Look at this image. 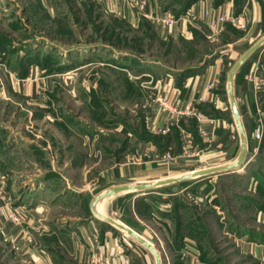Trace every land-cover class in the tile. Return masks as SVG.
Listing matches in <instances>:
<instances>
[{"label":"rangeland","instance_id":"obj_1","mask_svg":"<svg viewBox=\"0 0 264 264\" xmlns=\"http://www.w3.org/2000/svg\"><path fill=\"white\" fill-rule=\"evenodd\" d=\"M171 2L159 0L158 14L167 9L169 17L176 16ZM51 9L36 3L30 15L19 6L0 15V188L21 215L19 224L5 213L0 221L19 227L28 215L59 223L91 217L98 243L108 231L120 245L140 248L150 264H157L151 251L103 220L118 219L153 243L162 264L177 260L175 244L183 237L193 243L201 264H264L251 253L264 243L261 65L260 72L246 76L250 94L241 97L233 85L246 141L242 168L164 185L147 196L119 192L107 197L106 210L100 202L95 216L91 211L92 201L115 186L171 179L238 160L241 135L227 78L255 43L240 41L237 22L226 20L213 30L204 15L207 25H197L207 40L196 33L194 40L173 42L162 39L171 38L170 29L130 28L107 13L105 3L53 0ZM108 28L117 30L118 42L108 39ZM225 30L223 45L219 39ZM113 55L120 64L112 62ZM216 58L219 78L207 84L208 97L184 102L176 88L182 84L176 82L177 70L210 65ZM128 63L130 68L123 69ZM38 185L50 189L48 195L29 192ZM22 192L30 200L24 206L15 198ZM6 200L0 199V207ZM99 209L110 219H99ZM27 262L20 257L0 264Z\"/></svg>","mask_w":264,"mask_h":264},{"label":"crops","instance_id":"obj_2","mask_svg":"<svg viewBox=\"0 0 264 264\" xmlns=\"http://www.w3.org/2000/svg\"><path fill=\"white\" fill-rule=\"evenodd\" d=\"M12 1L14 2L12 3ZM52 1L53 0H0V15H5V12H9L14 6H19L21 11L30 15L31 12L33 13V7L36 3L41 5L43 10L46 9L51 11ZM93 1L105 3V11L111 14L113 18L128 25L130 28H140L142 30L144 28H150L152 32L154 28H160V26L170 29V33L172 32V35H170L171 38L164 36V38H162L163 40L169 39L173 42L178 38L181 40H194L193 36H196V33L199 35L204 34V38L206 37L208 39L200 26L197 25L198 22L202 21L207 25V21L203 19V15L204 11L208 8L213 10L214 14L226 15L227 18H233L236 20L238 23L236 27L240 29L238 31H241L240 41L244 40L245 43L251 45L258 43L260 39L264 38V3L261 0H224L222 3H217L214 0H193L192 2L191 0H171L172 2L169 6L174 7V11L178 10L177 12L181 13V15L177 16L176 12V16H174V24L169 25V27L162 23L161 20L158 21L159 16L162 17L161 19H164L171 15L167 9L163 11L161 15L158 14L161 12L160 7L158 9L157 6L159 0H131V4L129 1L125 4L126 0H122L120 5L115 0ZM143 1H146L147 4L141 6L140 2L143 3ZM10 2L12 3L11 6L9 4ZM187 3L188 7L185 10V5ZM90 10H92L91 12L93 15L94 10ZM189 11L193 12L196 15V18L191 19ZM226 27H228V25ZM108 30L110 32L112 31L108 39L111 42H118V34H116L117 30L114 28H108ZM150 36L154 38L156 34L151 33ZM213 41L218 42L216 40H211V42ZM219 41H221L223 45L228 41L226 30L220 35ZM260 49L262 52H258ZM256 53L258 54L255 55ZM253 55H255V57L252 59L251 63H249V70L245 69L244 76H241L240 73L243 70L242 67H244L245 63L249 61ZM253 55L242 65L234 79L236 93L241 97L245 96L246 93H249L253 87L251 83L246 80L247 74L250 71L253 74L258 70L260 72L261 70L258 69L260 68V65L262 69L264 67V45L259 47ZM113 57L112 62L120 64L118 58L115 55H113ZM220 63L221 61L216 58L210 63V65L205 66V64L202 65V63H199L198 65H193V67L177 70L176 82L178 83L180 81L182 84H180V87L176 86V88L182 92L180 96L181 99L186 102L187 100H193L195 96H203V98H207L210 94L207 84L210 81H213L214 83L219 78ZM124 68L127 70L130 68V64L128 63L123 69ZM173 81L175 80H169V84L173 83ZM178 89L175 90V93H177L176 91H178ZM175 93L172 92V95L173 99L176 101L177 97L175 98ZM174 178L178 177H173L171 179ZM123 186L132 187L134 185ZM7 189L10 192L9 188H6V190ZM35 190L37 191L35 193L37 198L38 196L41 198V196L44 197V195H48L50 189L38 185L34 186L29 192L32 193ZM147 195L148 194L142 196ZM24 196V192H22V195L20 196L15 195V198L18 197L17 200H19V204L22 206L30 202V200ZM62 196L64 197H59L61 199V204H63L65 200L64 198H66L65 194ZM110 199L111 198H105L100 201L104 208L105 205L103 203L105 200ZM39 205L40 204H37V206ZM40 206L38 207L39 209H41ZM91 211L95 216L92 205ZM2 217L4 218V216ZM31 218H33V215H28L27 220L24 221L26 222L25 225L19 227L14 226L4 219L0 221V261L3 259L8 261L12 258L21 257L23 261H28L27 264H150L149 256H146L144 251L136 246L131 247L128 245H120L119 240L112 236L108 231L102 233L101 242L98 243L99 238L95 233V230L92 231L91 222L93 220L90 219L91 217L86 219L84 223L81 221H75L73 218L71 220H63V223L57 221L44 222L42 219L34 221ZM119 231L121 232V230ZM123 234L126 235L125 233ZM177 246H179L175 249L177 252V260H169L168 264H201L198 260V251L195 250L196 248L193 243L187 242L186 237H183L182 242ZM258 247L259 246L257 245L253 248L251 246V253L256 257L261 256L263 258L262 260H264V243L263 245H260L259 248ZM94 259L100 263L94 262Z\"/></svg>","mask_w":264,"mask_h":264},{"label":"water","instance_id":"obj_3","mask_svg":"<svg viewBox=\"0 0 264 264\" xmlns=\"http://www.w3.org/2000/svg\"><path fill=\"white\" fill-rule=\"evenodd\" d=\"M262 45H264V38L260 39L258 41V43H256L255 45H253L251 48H249L247 51L244 52V54L242 55V57L233 65V67L231 68V71L228 75L227 78V86H228V92H229V96H230V102L232 104V111H233V115L234 118L236 119V123L238 126V130H239V134L241 135V153L240 156L238 158V160H236L234 163L229 164L228 166L225 167H221V168H214L213 170H201L198 175L196 177L193 176H189V175H184L181 176L178 179H166L162 182H156V183H150V184H138L135 187H132L130 193L134 192L140 195H146L148 193H151L161 187H164V185H168V184H174V183H179L181 181H186V180H193L197 177H210L213 175V173H229V172H234L236 170H238L239 168H242V166L244 165V160L247 154L246 151V141H245V134L243 131V122H242V118L240 117V112H239V108L237 106V102H235V98H234V79L236 77V75L238 74V72L240 71V68L242 67V65L255 53L256 50H258L259 47H261ZM124 189H129L128 187H114V188H110L109 190L103 192L102 194H100L97 198H95L92 201V209L96 215V207H97V203L100 202V200L112 196V195H116L117 193H119L120 191H123ZM105 222L113 225V223L110 220L107 219H103ZM129 235H131L132 238L136 239L146 250L151 251L157 261V264H162V257L160 255V252L156 249V247L153 245V243H149V241H147L145 238H143L142 235H140L139 233H137L134 229L131 228V230H129Z\"/></svg>","mask_w":264,"mask_h":264},{"label":"built area","instance_id":"obj_4","mask_svg":"<svg viewBox=\"0 0 264 264\" xmlns=\"http://www.w3.org/2000/svg\"><path fill=\"white\" fill-rule=\"evenodd\" d=\"M189 15H190V18H196V15L191 11H189ZM204 16L207 18L208 24L213 30H217L226 20L236 22V20H234L233 18H227L226 15L223 16V15L214 14L213 10L209 8L204 11ZM160 20L167 25H172L174 24V21H175L174 17H167L164 19H159L158 21ZM250 80H252L254 83L257 82L256 78H251ZM210 85L212 86L213 83H211ZM0 199L6 200L3 194L2 188H0ZM0 213L7 214V219L9 221H11L14 224H19L21 215L19 214V212L14 210L9 200H6L4 206L0 207Z\"/></svg>","mask_w":264,"mask_h":264},{"label":"bare ground","instance_id":"obj_5","mask_svg":"<svg viewBox=\"0 0 264 264\" xmlns=\"http://www.w3.org/2000/svg\"><path fill=\"white\" fill-rule=\"evenodd\" d=\"M218 168H221V166L220 167H218ZM200 171H197V172H192V173H188V174H185V175H189V176H193V177H196L197 175H198V173H199ZM182 176H184V175H182ZM181 177V176H180ZM180 177H178V178H180ZM178 178H174V179H178ZM196 179V178H195ZM164 180H166V179H164ZM164 180H159V181H153V182H149L148 184H150V183H156V182H162V181H164ZM141 184H145V183H141ZM147 184V185H148ZM138 184H134V186H132V187H135V186H137ZM118 187H128L129 189H124L123 191H120V193L121 194H124V193H127V192H129L130 193V191L132 190L131 188V186H118ZM113 196V195H112ZM110 197V196H109ZM107 198V197H106ZM105 199V198H104ZM103 200V199H102ZM101 201V200H100ZM99 203V202H98ZM97 203V204H98ZM99 208V207H98ZM97 216L99 217V219L100 218H108V219H110L104 212H103V210H101V209H99V210H97ZM112 219H110V221H111ZM112 223H113V225H115V227L116 228H119L122 232H124L127 236H130L131 237V235H129V230H131V228L128 226V225H126L124 222H122L121 220H118V219H116V220H112L111 221ZM148 241V240H147ZM149 243H151V242H149Z\"/></svg>","mask_w":264,"mask_h":264},{"label":"trees","instance_id":"obj_6","mask_svg":"<svg viewBox=\"0 0 264 264\" xmlns=\"http://www.w3.org/2000/svg\"><path fill=\"white\" fill-rule=\"evenodd\" d=\"M193 0H191V2H192ZM262 1V0H261ZM222 2H224V0H218L217 1V3H222ZM189 3V2H188ZM188 3L185 5L186 7H185V10L187 9V7H188ZM181 15V13H179V12H177V16H180ZM249 61H247L246 63H245V65L244 66H246V68L245 69H247V70H249L248 68H249ZM129 223V222H128ZM175 245H178V243L176 242V244Z\"/></svg>","mask_w":264,"mask_h":264}]
</instances>
